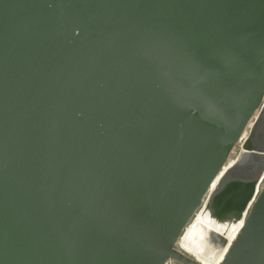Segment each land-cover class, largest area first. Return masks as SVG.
Segmentation results:
<instances>
[{
	"label": "water",
	"instance_id": "95a60500",
	"mask_svg": "<svg viewBox=\"0 0 264 264\" xmlns=\"http://www.w3.org/2000/svg\"><path fill=\"white\" fill-rule=\"evenodd\" d=\"M263 106L264 0H0V264H201L177 243ZM258 171L221 264H264Z\"/></svg>",
	"mask_w": 264,
	"mask_h": 264
},
{
	"label": "bare ground",
	"instance_id": "6f19581e",
	"mask_svg": "<svg viewBox=\"0 0 264 264\" xmlns=\"http://www.w3.org/2000/svg\"><path fill=\"white\" fill-rule=\"evenodd\" d=\"M264 158V106L254 117L250 128L243 134L235 154L229 159L221 172L213 181L202 206L197 213L203 222L197 225V234L194 229H189V222L182 236L177 243L178 248L187 253L201 264H218L224 259L236 236L235 231L228 237H223L222 229L227 222L240 221L243 226L247 217L250 203L247 201L245 207H241L236 202H231V198L226 197L227 188L242 180L251 179L261 172L258 177L253 197L262 186L264 176V164L260 159ZM196 215V214H195ZM205 225V227H202ZM225 229V228H224ZM197 235V238H196ZM221 261V262H222ZM220 262V264H221ZM180 264L175 260L168 264Z\"/></svg>",
	"mask_w": 264,
	"mask_h": 264
},
{
	"label": "flooded vegetation",
	"instance_id": "af4514ba",
	"mask_svg": "<svg viewBox=\"0 0 264 264\" xmlns=\"http://www.w3.org/2000/svg\"><path fill=\"white\" fill-rule=\"evenodd\" d=\"M202 224H203V222L201 221L200 217H198V222H197V213H196L195 218L193 219V221L191 222V224L188 227H189V229H194L195 233L197 234V225H202ZM240 225H241V223L238 220V218H237V221H235V222H227V223H225V226L222 229L223 237L226 238V237H228L229 234L234 233V229H235L236 232H238V230H240L242 228V226L240 228ZM202 227H205V225H203ZM196 238H197V235H196ZM221 261L222 260H219L218 264H220Z\"/></svg>",
	"mask_w": 264,
	"mask_h": 264
},
{
	"label": "rangeland",
	"instance_id": "374dc122",
	"mask_svg": "<svg viewBox=\"0 0 264 264\" xmlns=\"http://www.w3.org/2000/svg\"><path fill=\"white\" fill-rule=\"evenodd\" d=\"M263 178H264V176H263ZM263 178H262V181H263ZM257 183V182H256ZM256 183H255V187H256Z\"/></svg>",
	"mask_w": 264,
	"mask_h": 264
},
{
	"label": "built area",
	"instance_id": "2783aa9c",
	"mask_svg": "<svg viewBox=\"0 0 264 264\" xmlns=\"http://www.w3.org/2000/svg\"><path fill=\"white\" fill-rule=\"evenodd\" d=\"M171 261H172V260H171ZM169 262H170V261H169ZM169 262H168V263H169ZM168 263H167V264H168Z\"/></svg>",
	"mask_w": 264,
	"mask_h": 264
}]
</instances>
